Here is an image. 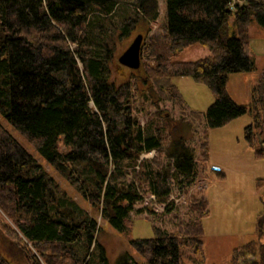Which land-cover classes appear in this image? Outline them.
Here are the masks:
<instances>
[{
	"label": "trees",
	"instance_id": "16d2710c",
	"mask_svg": "<svg viewBox=\"0 0 264 264\" xmlns=\"http://www.w3.org/2000/svg\"><path fill=\"white\" fill-rule=\"evenodd\" d=\"M165 3V32L143 43L141 67L123 80L114 74L119 43L157 19L159 0H0V113L121 232L131 227L133 212L154 213L136 207L148 194L165 213L173 212L181 199L172 193L174 184L187 191L197 181L198 163L207 169L208 128L249 113L245 137L251 145L261 143L257 153L264 154V70L250 102H237L227 90L231 73L256 69L250 28L253 21L264 28V0ZM195 43L211 54L173 59ZM178 75L206 84L215 97L202 119L200 161L184 133L192 134L191 120L201 116L174 83ZM140 92L156 115L164 112L163 101L177 106L180 123L164 116L165 124L149 118L142 126L133 103ZM149 152L157 156L141 157ZM57 187L44 164L0 122V226L28 264H112L98 241L97 218L72 198H58ZM187 204L195 217L185 225L173 231L155 225L154 236L130 239L149 264H186V247L204 256L209 204L199 191ZM231 261L264 264L263 228L233 247ZM115 264L143 263L127 251Z\"/></svg>",
	"mask_w": 264,
	"mask_h": 264
},
{
	"label": "rangeland",
	"instance_id": "374dc122",
	"mask_svg": "<svg viewBox=\"0 0 264 264\" xmlns=\"http://www.w3.org/2000/svg\"><path fill=\"white\" fill-rule=\"evenodd\" d=\"M166 12L165 0H159L157 19L149 26L143 24L137 26L130 38L125 40V43H119L116 54V62L119 66L114 68L115 76L120 74L124 80L129 75L130 68L120 64L118 59L138 34H143L142 42L146 43L154 36L162 35L165 32V26L168 22ZM234 20L235 17L232 15L231 23ZM251 25L249 48L256 61V69L249 72L231 73L227 82L229 94L241 103L250 102L251 88L264 70V28L258 25L256 21H253ZM210 54L211 51L206 45L195 43L178 51L173 59L190 61ZM173 81L180 87L190 110L197 111L201 116L200 119L191 120L194 123L192 134L190 131L183 132L189 136L188 144L195 148L196 157L200 161L202 159L200 143L206 127L202 119L208 106L215 101L214 94L209 86L195 82L191 76L178 75V77L173 78ZM139 88L144 90L141 85ZM139 94L141 92L135 95L133 103L134 112L142 126H145L149 118H153V124L163 123L164 116H171L175 119H173L174 123H180L177 119L180 118L182 111L170 101L161 102L160 107L164 109V112L156 115V108L151 101ZM252 121V116L248 113L229 121L224 126L208 128L209 158L206 161L207 169L206 171L203 170L201 163H198L197 181L187 191L182 192L174 184L172 193L181 199L177 201V207L173 212L165 213V206L158 204L152 197L149 198L150 194H148L145 201L137 203L136 207H151L154 213L133 212L134 220L131 227L126 232H121L114 230L106 220L102 219L99 209L92 206L54 164L49 163L37 152L34 143L27 140L0 113V122L11 131L15 139L20 141L28 152L34 155L38 162L44 164L49 175L54 176L58 186L57 197L72 198L77 205L97 218L100 224L98 241L105 248V254L112 264H115L117 259L127 251L133 255L137 262L149 264L147 259L141 253L138 254L132 247L130 239L154 236L156 233L155 225L160 229L173 231L177 229L178 225H185L191 221L195 216L189 209L187 202L196 191L201 192L209 204L208 214L203 216L205 254L204 256L196 255L191 247H186L183 250L184 261L186 264H232L233 247L256 237L257 228L261 227L264 230V154L257 153V148L262 146L261 143L258 146L251 145L246 139L244 131L245 126ZM180 128H183L182 123ZM153 156H157V152L151 153V156L148 157ZM0 264H28L20 247L10 237L6 236L2 226H0Z\"/></svg>",
	"mask_w": 264,
	"mask_h": 264
},
{
	"label": "water",
	"instance_id": "95a60500",
	"mask_svg": "<svg viewBox=\"0 0 264 264\" xmlns=\"http://www.w3.org/2000/svg\"><path fill=\"white\" fill-rule=\"evenodd\" d=\"M143 34H138L129 47H127L119 56L120 64L127 66L130 69H139L141 67L142 58V42Z\"/></svg>",
	"mask_w": 264,
	"mask_h": 264
},
{
	"label": "built area",
	"instance_id": "2783aa9c",
	"mask_svg": "<svg viewBox=\"0 0 264 264\" xmlns=\"http://www.w3.org/2000/svg\"><path fill=\"white\" fill-rule=\"evenodd\" d=\"M234 1V0H233ZM151 153H154V152H149L147 154H143L141 157L142 158H147L148 156H151ZM152 198H155L154 195H151Z\"/></svg>",
	"mask_w": 264,
	"mask_h": 264
}]
</instances>
